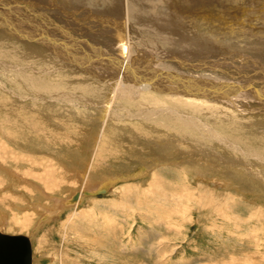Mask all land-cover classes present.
Returning a JSON list of instances; mask_svg holds the SVG:
<instances>
[{
	"label": "rangeland",
	"instance_id": "374dc122",
	"mask_svg": "<svg viewBox=\"0 0 264 264\" xmlns=\"http://www.w3.org/2000/svg\"><path fill=\"white\" fill-rule=\"evenodd\" d=\"M167 1L174 13L181 10L180 5L177 4L183 2L181 5H185L184 0ZM226 1L198 0L197 3L190 4L186 0V11L181 10L177 14L186 17L183 20L191 33L199 32L201 36L209 38V43L212 42L210 43L212 47L207 52L201 51L200 54L211 57L226 56L237 61L241 69L228 67L230 72L236 73V75L239 73V76L245 75L244 78L250 80L254 87L262 86L264 73L258 62L264 65V6L258 5L263 4L264 0ZM33 3L35 5L28 0H0V5L3 4L2 7L18 12L14 14V18L17 20H22L21 17L27 19L25 11L34 14V17L39 15L35 7L38 8L41 1L34 0ZM160 4L157 3V5ZM229 4L244 6L249 9L243 11L238 9L235 12L237 18L233 19V16L234 22L231 20L230 23L227 21L228 17L227 20L221 17L220 19L204 17V13L198 12L200 7L205 5L207 10L213 8L216 13L226 17L227 15L223 11L226 7L228 9ZM157 7L159 8L157 10L162 13L160 7ZM230 10H233V7H229L228 11ZM207 12L211 14L212 9ZM171 16L173 18L170 22L178 29L176 32L181 30L177 26L182 18ZM0 42L3 43L0 46V208H2L0 214L3 215L4 210L6 212L10 210L7 213L8 222L14 219L13 225L18 227V229L13 228L7 224V226L5 225L7 232L12 234L19 232L16 234L30 236V226L24 225L22 220L26 215L29 218L36 217L35 207L32 208L31 205L35 199L40 201L38 206L41 205L40 211L44 214V204L49 206L50 203H53L50 199L51 196L57 194L67 196L70 188L77 189L82 186L80 178L75 174L64 176L67 171L63 170L58 162V160L65 162V158L60 157L65 151L63 148H67V153L75 152L68 157V160L79 163L78 168L85 171L86 162L90 161L91 153L95 151L94 147L99 145L100 141L98 140V142L97 139L102 125L97 115L99 107L96 104L90 103L87 106L80 104L75 107V110L64 112V106L55 99L56 97L50 91L52 88L50 82H54L53 78L48 79L47 86L40 84L41 88L38 86L35 88L34 82L26 77V69H22L21 73L14 72L13 67L36 66L42 60L37 58L38 56L29 57L26 53V56H22L21 52L19 53L21 48L17 46V50H14L16 53L14 56L4 54L13 48L11 45L13 43L4 38H0ZM218 43H220L221 48ZM242 57L253 58L256 61H247ZM243 71L249 73L245 74ZM78 73L80 78L82 73ZM25 74L26 76H24ZM25 77L26 79H23ZM77 81H66L59 87L65 91L74 90L77 91V94H83L84 92L79 91L81 88L78 85L79 81ZM96 85L94 84V87ZM44 89L47 91L43 92ZM48 94L51 98L48 97ZM36 97L38 99L41 97L43 101L47 100L48 102L35 103L30 108L27 104L34 99L30 100L29 98ZM89 98L94 102L97 100L94 96ZM53 100L54 102H52ZM27 101L29 102L27 103ZM65 107H69V105L65 104ZM181 109L186 110L182 106ZM74 111H80L78 114L81 116ZM115 111H118L119 114L118 112L117 114L120 115L119 110ZM170 111L172 112V110ZM49 112L52 114H48ZM46 114L53 117L51 121ZM258 114H249L256 120L258 118L259 121L257 122L262 124L257 123L255 128H250L252 126H248V122L243 126H226L228 123L223 124V126L219 124V131L224 134L219 135V137H223L222 139L225 140L224 143L228 144V147L217 140L213 142L211 135L198 134L195 131L193 134L198 136V142L187 135L177 134L176 131L172 137L170 135L167 137L166 133L160 132L159 134L162 136L159 139L162 138L164 141L162 145H158L155 144L156 140L152 139V136L142 134V136L135 137L133 131L122 129L121 122L117 119L111 121L106 129L104 136L106 139L104 138V140L105 142H108L109 139L113 141L112 146H117L121 152L113 151L114 156H109L107 155L108 152H104L105 159L99 163L100 167H103V170L105 168L107 172H115L117 175H125L131 170L138 171V168L140 171L144 167H150L152 170L144 180L142 178L123 179L124 181L122 180L123 182L118 184V187L125 186V184L135 186L133 192H129L130 190L121 191V189L116 192L113 188L114 190L112 189L111 192L98 193L95 198L83 200L84 202L79 209L82 208L81 211L85 209L84 213L73 214L74 211L70 213L65 211L56 218V221L46 223L44 228L39 229L36 233V242L32 241L35 261L37 260L35 264H112L113 259L116 258L120 259L119 264H224L228 257L233 259V255H250L254 260L264 264V214L257 209V207L264 208V195L258 190L259 187L264 189V145H261L262 142H256V139L253 138H256L257 134V138L264 140V113L263 115L260 113V116H257ZM192 115L196 119L195 122L203 128L206 117L203 115L197 119V115L194 113ZM54 119L55 121H53ZM3 129L5 132L2 131ZM187 137L190 140L186 139ZM8 140L11 141L8 142ZM231 143L238 150L232 149ZM5 144L14 150L31 148L27 152L39 155V158L43 157L46 152L36 151L38 148L50 147L54 151L56 149V151H61L59 152L60 155L51 154V157L46 156L45 159L50 169L52 167L54 169L53 175L42 177V183L45 184L46 179V184H50L49 187L46 184L43 186L46 191L50 187L55 188V191L50 190L53 192L50 198L49 196L43 198L42 194L35 193L36 190L28 183L30 180H35L34 174L40 169L36 168L30 172L31 170L27 171L28 166L17 164L12 156L9 159L8 150L3 148ZM20 144L21 146H19ZM160 146L167 149L163 150ZM102 147L109 148V145L104 144ZM205 147L212 151L209 157H205V151L201 150ZM213 152L219 156L216 158ZM200 157L205 160V163H201L205 167L199 169L200 171L192 169V164L189 163L196 162L195 160ZM231 157L230 162L227 158ZM178 160L181 163L186 161L185 166H188L189 171L186 167H181L182 164L177 163ZM207 163L209 164L206 165ZM46 164H44L45 168ZM248 165L254 171L248 169ZM154 166L155 168H153ZM226 166L230 169H227ZM234 166L235 170L242 167L241 173L243 174H234ZM10 168H14L18 175L15 190L12 191L6 186ZM42 170L43 168L39 172H43ZM58 176H63L60 178V180L64 178L63 181H55ZM51 204L50 206L54 205V203ZM91 205L92 207H90ZM70 214H72V220L65 224L64 221H67ZM21 216L23 217L21 218ZM39 220L42 222L52 219L50 216L46 218L44 215ZM104 220L106 223L103 222ZM0 221L3 223L2 217H0ZM85 240L90 242H85ZM258 243L260 244L258 245ZM102 254L108 255L107 258L104 259Z\"/></svg>",
	"mask_w": 264,
	"mask_h": 264
},
{
	"label": "bare ground",
	"instance_id": "6f19581e",
	"mask_svg": "<svg viewBox=\"0 0 264 264\" xmlns=\"http://www.w3.org/2000/svg\"><path fill=\"white\" fill-rule=\"evenodd\" d=\"M28 1L34 4V0ZM40 1V6L38 8L37 6L35 7L37 10L36 12L39 13V15L34 17V14H30L29 12L25 11L24 13L25 16H27V19L21 17L20 19L22 20H17L14 18V14H17L18 12L2 7L3 4L2 6L0 5V38L8 39L13 43L11 44L13 48L4 54H10L14 56L16 54L14 53V50H17V46L21 48L19 53L21 52L22 56L26 53V55H29V57L33 55L38 56L37 58H41L42 61L36 65L37 67L28 65L25 68H22L16 66L15 68L13 67V70H15L14 72L16 73H21L22 69H26L25 72H27V76L26 74L24 76L29 77L31 81L34 82L33 85L35 88H37V86L41 88V85L47 86L48 79L50 80V78H53L54 82H50V84H52L50 91H52V95L56 97L55 99L61 102L62 106H64V112H68L70 110L73 111L75 110V107L80 104L84 106H87L90 103L92 105L96 104L99 107V112L97 115L99 117V121L101 122L102 128L97 139V141H100H98L99 145L96 148L94 147L96 153L95 151L94 153H91L92 158H90V161L86 162L87 167L85 171H81L80 168H78L79 163L68 160V157L72 156V153L75 152L67 153V148H63L65 151L60 155L59 152L61 151H56L57 149L54 151L50 147L45 148L43 146V149L38 148V150H36L39 152H46L44 153L43 157L40 156L41 158H39V155H34L30 152H27L31 149L30 146V149L26 148V150H14L10 149L9 145H4L3 148H6L10 154L8 156L9 159L12 156L14 160H16L17 164H22L25 167L28 166L27 171L31 170L30 172H33L36 168L40 170L43 168V172H39L40 170H38V172L34 174L35 180H30V182H28L31 186H33V189L36 190L35 193L42 194L43 198L46 196H49L50 198V196L53 195L51 194L53 192H50V190L55 191L54 187H50L48 191H46L43 187L47 183L46 179L45 184L42 183L43 178L48 175H53L52 173L54 171L53 167L50 169V166L46 164L48 163L45 161L46 156L51 157L53 154H57L60 155V157L62 156L65 158V162L58 160L61 168L67 171V173L63 175L73 176L75 174V176L79 177L81 181V188H70L68 193L69 195L60 196L57 194L51 196L50 199L54 205L50 206V203L48 206L45 203L43 211L44 214L40 211L41 205L38 206L40 201H36V199L34 200L35 202H33L31 205L32 208L35 207V215L37 214L36 217L29 218V216L23 215L25 218L24 220L21 219L24 225L27 224L28 227L30 226V236L32 241L36 242V233L39 229L44 228L45 224L48 222L50 223L56 221V218H58L62 212L68 211L70 213L71 211H74L73 214L84 213L85 209L83 211H81L82 208L79 209L84 202L83 200L95 198L98 193L111 192L113 188L116 192L120 189L121 191L130 190L129 192H133L132 190L135 188V186L131 184H125V186L118 187V184L130 178H142V180H144L149 175L150 171L152 170L150 167L141 168L140 171L139 168L138 171H132L130 169L131 171L127 172L125 175H117L115 172L110 173L107 172L105 168L103 170V167H100L99 163L102 159H105L104 152H108L109 154L107 153V155L109 156H114V152L119 151L116 145V147L112 146L113 141L109 139L108 142H105L104 140L106 129L110 122L114 119H117V121L121 122L120 124L122 125V129L126 131L127 129L133 131L135 137L142 136V134H147V136L150 135L152 136V139L156 140L155 144L158 145H162V142L164 141H162V138L159 139L160 136H162L159 134L160 132L166 133L167 137L169 135L172 137L175 131L177 134L180 133L181 135L183 134V136L187 135L188 137L193 138V140L195 139L196 142H198V136H194V131L198 132V134H207L208 136L211 135L213 142L217 140L223 144H226L224 143L225 140L222 139L223 137H219V135H224L219 131V124L222 126L226 123H228L226 126H243L246 122H248V126H252L250 128H255L256 124L259 123L257 122L259 121L258 118L256 120L254 117H252V115L249 116V114L261 113L260 115H263L264 84L261 83L263 84L262 86L258 85L257 87H254L250 80L248 81L244 78L245 75L243 76L241 74L239 76V73L236 75V73L233 74L230 72V67H236L239 69L240 66L237 64V61L229 59V57H211L206 56L205 54H200L201 51L207 52L209 48L212 47L210 46V43L212 42L209 43V38L201 36L199 32L191 33V30L186 28L185 21L183 20L186 17L184 15L182 17L177 14L181 10L186 11V0H184V6L183 4L181 5L183 2L177 4L180 5L181 10H178L179 12L176 13L173 12L174 10H171L170 3H168L167 0ZM187 1L190 4H193L197 3L196 1L198 0ZM157 3L161 4L157 5ZM234 5L235 4L228 5V9L229 7H233V10L230 11H228L227 7L224 8L223 13L227 15L226 17L222 16L220 13H216V11H214L215 9L213 8H208V10L212 9V13H208L205 5L201 6L198 12L204 13V17H216L217 19H220L221 17L225 20H227L228 17L227 21L230 23L233 21V16V19L237 18L235 12L238 11V9L242 11L249 9L244 6L241 7ZM157 6L160 7L162 13L157 10L159 9ZM258 6L262 7L264 6V3H260ZM171 15L182 18L177 26V28L181 30L176 32L178 29H176V27L170 22V20L173 18ZM192 27L195 29L194 26ZM2 44L3 43L0 42V46ZM218 44L217 45L221 48L220 43ZM242 58L247 61H256V59L249 57ZM212 60L213 63H211ZM258 64L260 67H262V72L264 73V65L259 62ZM256 68L255 70H257ZM8 69L9 68H7V70ZM78 72L82 73L80 74V78L78 76ZM243 73L247 74L249 72L243 71ZM253 74L255 75V73ZM88 76L93 79L89 78ZM26 77L23 79H26ZM75 80L79 81V84L77 83L81 88L79 91H82L86 94H77V91L74 90H70V92L65 91L59 87L63 85V82H73ZM95 80L97 82H93ZM94 84L99 85L98 87L97 85L94 87ZM44 90L45 91L43 92L47 91L46 89ZM49 93L51 94V92ZM90 96H94L97 100L94 102L89 98ZM37 97L29 98L30 100H34L31 102L27 101V103L29 102L27 105L30 107L35 103L48 102L47 100L43 101V98L41 99V97L39 99ZM48 97H50L49 94ZM52 102H54V100ZM65 104L69 105V107H65ZM51 106L54 107V105ZM181 106L186 110L181 109ZM115 110H119L120 115H118L119 112L117 111V114ZM170 110H172V112ZM79 112L76 113L78 114ZM50 113L52 114V112H49L48 114ZM193 113L194 115H197V119H200L203 115L206 117V119H204L205 125L203 128L195 122L196 119L193 118ZM48 114L46 115L48 116ZM259 114L257 116H260ZM49 117L50 116H48V119ZM52 118L53 117H50L49 121H51ZM53 121H55V119ZM259 125L262 124L259 123ZM40 128L42 127L40 126ZM2 131H4V129ZM254 133L256 134V132ZM188 137L186 139H189ZM8 138L10 137L8 136ZM253 138L256 139V142H262L261 145H264V140L257 138V134L256 138ZM171 140L173 141L172 138ZM10 141L8 140V142ZM104 144H108L109 148H103L102 145ZM201 144L198 145L201 146ZM230 145L232 146V149L238 150L235 146H233V143ZM19 146H21V144ZM226 146L228 147V144H226ZM160 148L163 150L167 149L162 148V146H160ZM201 150L205 151V157H209L210 153L212 154V151H209V149L206 147L205 149ZM237 152L239 153V151ZM201 154L203 155V153ZM213 154L216 156V158L219 156L215 152H213ZM231 159L232 157L227 158L228 161ZM197 160H195L196 162H191L189 164H192V169L194 168L200 171L199 169H203L205 167L203 164H201L205 160H203L202 157L197 158ZM178 161L177 163H181ZM234 163L239 164L238 162ZM44 164H46V168L44 167ZM181 164V167H186V161L182 162ZM208 164L209 163L206 165ZM209 167L211 168V166ZM248 167V169L254 171L249 165ZM153 168H155V166ZM227 169H230V167H227ZM233 169L235 171L234 174H243L241 173L242 167H238L235 170L234 166ZM187 170L189 171V168H187ZM179 171L181 172V170ZM153 174L155 173L153 172ZM17 176L18 175L16 174L14 168H10L8 170V180L6 183V186H8L7 189L11 191L15 190ZM4 177H6V175ZM62 177L63 176L56 177L55 181H63L64 178L60 180ZM46 185L49 187L50 184ZM258 190H260V192H262L264 195V189L259 187ZM28 201L30 202V200ZM90 207H92V205ZM257 209L264 214L263 207H257ZM4 211V216L0 214V217L3 218V223H0V232L11 235L19 233L15 232L12 234L6 231L5 225L7 226V224H10V227L13 228L18 229V227L13 225L15 222L14 219L8 222L9 217L7 213L10 210L7 212L6 210ZM44 215L46 218L50 216V219L52 220L41 222L39 219ZM23 216H21V218ZM31 219L33 220L31 221ZM71 220L72 214L68 216L67 221H64V223L66 224V222H71ZM103 222L106 223L105 220ZM29 241L31 244L30 264H35L37 260L35 261L36 258L33 251L34 245H32L33 242H31L30 238ZM86 241L90 242L89 240H85V242ZM92 244L94 245V243ZM259 244L260 243H258V245ZM102 255L104 259H106L108 256H105L104 254ZM233 257V259L228 257L227 261L223 263L262 264L259 261L254 260L250 255H233ZM37 258L39 260V257ZM119 260L117 258L113 259L112 264H119Z\"/></svg>",
	"mask_w": 264,
	"mask_h": 264
},
{
	"label": "water",
	"instance_id": "95a60500",
	"mask_svg": "<svg viewBox=\"0 0 264 264\" xmlns=\"http://www.w3.org/2000/svg\"><path fill=\"white\" fill-rule=\"evenodd\" d=\"M31 244L23 234L0 232V264H30Z\"/></svg>",
	"mask_w": 264,
	"mask_h": 264
},
{
	"label": "crops",
	"instance_id": "0c3cea01",
	"mask_svg": "<svg viewBox=\"0 0 264 264\" xmlns=\"http://www.w3.org/2000/svg\"><path fill=\"white\" fill-rule=\"evenodd\" d=\"M30 238V236H28ZM31 242H32V239L30 238Z\"/></svg>",
	"mask_w": 264,
	"mask_h": 264
}]
</instances>
